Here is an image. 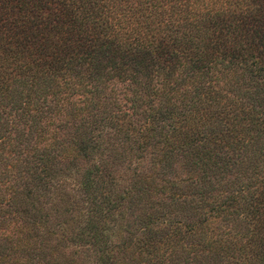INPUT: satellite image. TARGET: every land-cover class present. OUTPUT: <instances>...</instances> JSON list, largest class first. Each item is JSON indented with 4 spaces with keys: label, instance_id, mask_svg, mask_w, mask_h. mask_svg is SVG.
Masks as SVG:
<instances>
[{
    "label": "trees",
    "instance_id": "trees-1",
    "mask_svg": "<svg viewBox=\"0 0 264 264\" xmlns=\"http://www.w3.org/2000/svg\"><path fill=\"white\" fill-rule=\"evenodd\" d=\"M0 264H264V0H0Z\"/></svg>",
    "mask_w": 264,
    "mask_h": 264
}]
</instances>
